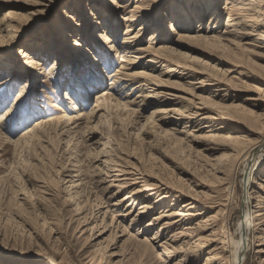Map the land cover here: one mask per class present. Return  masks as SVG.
<instances>
[{
  "label": "rangeland",
  "instance_id": "obj_1",
  "mask_svg": "<svg viewBox=\"0 0 264 264\" xmlns=\"http://www.w3.org/2000/svg\"><path fill=\"white\" fill-rule=\"evenodd\" d=\"M85 1L88 3V0ZM176 1L178 3V0H166L161 7L160 18L166 15L164 18L166 26L163 25L165 29L172 20L171 17L168 19L169 10ZM81 2L82 0H0V20L9 8H13V11L22 17L23 23L19 29L11 32L10 37L0 42V60H2L0 62V95L2 91H7L8 94L7 103L0 104V118L2 114H5L0 123V264H52V261L56 264H158L163 258L161 255L163 249L157 244L140 247V250L146 253L143 258L136 256L129 258L127 255L134 242L128 241V236L122 233V230L115 232L114 227L111 226L113 218L120 219L117 217L118 211L129 210L130 200L123 201L126 196L125 191L120 192L119 195H113L114 187H111L109 194L105 193L102 189L110 185L112 177L108 178L104 175L106 170L100 162L89 163L86 159L87 145L90 144L91 149L99 152L106 143L102 140V136L107 134L108 128L98 125L100 118L93 119L89 124L86 119H83L77 124L80 125L79 128H74L75 125L70 124L68 127L69 130L72 128L70 133L59 137L53 136L52 139H48V143H30L31 147L18 144L25 130L34 127L36 121L40 119L47 120L52 117L62 119V125L65 127L69 118L79 115L78 110L74 112V106L70 100L66 99V93H69L70 89L65 85L70 75L78 72L80 68V65L77 68L73 67L71 56L81 52L82 49L79 48L78 51L70 45L64 61L60 59L61 56L57 59L53 53L48 52L52 48L49 37L54 36L56 21L63 14L77 10L75 13H79L80 19L76 23L84 26L85 30L83 31L79 25H74V29L64 25L62 30L71 35L70 38L63 37L64 41L73 42L76 38L82 43L81 35L84 33H89L92 38L91 46L94 54L88 59L85 58L88 61V67L85 65L86 68L80 74H86L94 68V65L98 63L96 59H99L101 55L107 59V66H103L106 68L105 74L101 75L102 86L88 94L86 100L88 102L85 106H78L84 108L82 114L90 113L95 106L96 98L106 89L115 87H110L109 76L111 73H116L120 59L114 50L108 56L106 46L99 42L100 34L104 33L103 27L99 25L103 19H100V15L97 14L91 16L93 5H88V10L85 9L86 15L81 16L82 13L78 11ZM136 2V0L129 2L130 9H134ZM219 4V8H222L224 25L227 17V10L223 9L226 6V0H219ZM127 13L119 11L116 15L118 19L116 21L120 26L118 31L120 43L123 42L126 30L123 17ZM153 20L152 23L155 22ZM69 21L72 24L74 22ZM196 25L195 23L193 29L187 30L196 32L198 29ZM139 27L140 24H136L134 33ZM80 32L82 33L79 34ZM57 33L59 34L58 31ZM151 33L152 31H143L139 38L141 43L138 46L135 45V48L148 47L151 42L149 40ZM165 34H169L168 37L172 41L176 37L168 30ZM110 35L114 39L115 35L113 33ZM86 36L84 34V37ZM58 37L61 38V35ZM251 38L243 42L246 52L204 50L192 46L193 49L186 52L189 54L187 57L172 55L171 60L174 65L163 64L162 71L154 74L158 76L161 83L157 86L150 85L153 87L150 89L161 93L160 97L148 98L149 104L141 107L136 104L131 105L130 108L136 113H131L132 116L126 118V123L121 130L116 129L112 133L114 143L122 146L116 153L120 154L127 164H138V160L140 165L145 163L148 166L159 167L163 174L194 195L198 194L202 197L211 195L214 201H219L221 204L231 199L233 201L231 207L225 208L224 204L219 207L215 205L209 210V214H215L219 209H223L224 214L220 217L222 222L219 221V225H222L224 219L227 220L226 234L228 236L234 234L241 217L237 208L243 198V181L249 166L246 163L251 162L252 154L258 150L264 139V51L255 48L256 51L251 53L248 48L254 49L250 45L254 37ZM176 43L170 45L176 47ZM36 49L42 50L45 54L41 52L42 56H33L35 53L32 52H36ZM20 50L23 51L22 53L30 50L28 54L36 60L43 58V62L46 61L45 68H42V61L38 66L33 64L36 65L34 69L32 65H25L28 58L23 60L17 58L18 61L15 62ZM5 56L8 58L5 59ZM56 59L55 67L51 68L52 61ZM138 64L144 66L146 59H139ZM185 64L194 66V71H189L190 77L176 74V71L182 70L180 66H186ZM141 67H137L138 70ZM232 67L237 73L242 72L245 75L229 74L228 71ZM97 69L100 71L101 68L97 67ZM195 69L204 71V75L197 74ZM12 73H17L22 78L16 79L15 85L12 83L4 85L13 76ZM208 75L221 78L235 77L233 82L238 84L240 89L231 92L225 98L218 97L215 93L216 88L207 81ZM26 80L28 83H25ZM199 81L205 82L201 85ZM121 83L116 88H120L124 95L130 94V101L134 100L140 90L135 88L138 81L131 82L129 86ZM243 87L244 89L241 90ZM22 88L27 89L23 98L19 96ZM149 91L145 94H149ZM172 94L177 98L171 96ZM159 100H165L170 107L185 111L191 109L193 113L198 111L199 117H193V122L191 121L187 126L180 124L175 127L172 123L156 121L152 118V114L162 106L156 102ZM121 101L124 103L127 100ZM193 105H197L199 109H194ZM234 105L237 109L232 108ZM11 106H15L16 110L13 113H5ZM38 106L42 107L37 108ZM34 107L37 111L36 116L25 120V114ZM124 115H128V112ZM203 116H210L211 119L207 122L202 120ZM103 118L107 121L110 119L106 115ZM211 130L214 132H210ZM211 134H216V138L209 137ZM90 138L91 142L86 145L82 143V140ZM116 144H113V147H117ZM125 154H134L137 160ZM215 169L223 170L227 178H223L222 173L217 174ZM217 176L225 180L213 181ZM263 182L264 172H259L253 195L261 196V199H264V190L260 188ZM201 183H206V188L200 185ZM142 184L143 182L141 185H133L132 188L142 189ZM120 200L122 203L119 207L113 206ZM140 206L137 205L135 211H138L137 208ZM160 210L146 217L137 228H132L130 221L124 224L132 235L139 232L137 235L139 240L145 238L149 240L156 228L149 231H144V228L153 216L160 214ZM104 214H106L105 219ZM256 233L252 234L251 251L243 264H264L262 261L264 257L258 253V249L261 248L258 245L262 239L257 237L262 236L259 232L258 235ZM171 235L172 233H169L167 238ZM207 235H210V232L205 234ZM221 236H223L222 232ZM138 239L134 238V241ZM206 252L199 257L191 256L193 258L191 263L188 260L185 264H204ZM111 254H116V257H112ZM180 255L175 259L180 260L183 254Z\"/></svg>",
  "mask_w": 264,
  "mask_h": 264
},
{
  "label": "bare ground",
  "instance_id": "obj_2",
  "mask_svg": "<svg viewBox=\"0 0 264 264\" xmlns=\"http://www.w3.org/2000/svg\"><path fill=\"white\" fill-rule=\"evenodd\" d=\"M130 1L131 0H88L87 3L85 0H82L78 6V11L82 13L81 16H85V11L88 10V5H93L92 12L89 10L91 16L97 14L100 15V19H103L101 21L102 23L99 25L103 27L102 29H104V33L100 34L99 42L106 46L108 56L114 50L116 56L120 59L116 73H111L109 76L111 80V83L109 84L110 87H115L112 89H106L102 95H99L96 98L95 106L90 113L86 115L82 114L84 110L82 107L88 102H86L88 94H91V91H96V89L102 86L103 79L101 78V75L105 74L106 68L103 66H107V59L101 55L99 59H96V62L98 63L94 65V68L89 66L91 69L86 72V74L81 75L80 73H83L84 69L88 67V61L86 60L89 56H93L94 54L91 46L92 38H90L89 33H84L87 35L86 37H84V34L81 35L83 36L82 43L84 45L81 42H78V39L76 40V38L73 42L69 40L64 41L63 37H71L66 31L62 30L65 26L74 29V25H79L83 31L85 30L84 26L76 23L77 20L80 19L78 15L79 13H75L77 10L73 11V13L67 12L63 14L62 17H58V20L56 21L57 27L53 30L54 36L52 38L49 37V40H51L50 42H52V48H50L48 52L51 54L53 53L55 58L61 56L60 59L64 61V58L67 55L66 53L69 52L68 48L70 45L75 47L78 51L80 50L79 48L82 49L81 52H76L71 56L74 64L73 67L77 68V66L80 65V68H78V72H75L74 74L72 73V76L70 75L68 80L66 79L67 81L65 85L70 89V92L66 93V99L70 100L74 106V112L78 110L79 115L78 117L73 116L69 118L68 124L65 127L62 125V119L58 120L55 117L47 120L40 119L36 121L34 127H29L25 130V133L21 136L22 138L18 141V144L25 147H31L30 143H48V139H52L53 136L59 137L65 135V133H70V130L72 129H68L70 124L75 125L74 128H79L80 125L78 126L77 124L80 121L82 122L83 119H86L87 124H89L93 119L100 118L98 125L108 128L107 134L102 136V140H105L106 143L99 152H96L95 149H91L89 147L90 144L87 145L88 154L86 155V159L89 163L100 162L106 170L104 175L108 178L112 177L113 180H110V185L103 187L102 189L105 193L109 194L111 187H114L115 192L113 195H119L120 192L125 191L126 196L123 201L130 200V203L128 204L129 210L127 212L121 210L118 211L119 214H117V217H120V219L113 218L111 223L115 232L122 230V233H125V235L128 236L127 240L134 242L132 249L127 255L129 258L133 256L143 258L146 256V253L142 252L140 247H150L153 246V244H157L158 247L163 249V253L161 254L163 255V258L158 264H185L188 260L190 261L189 263H191V259H193L191 256L193 257V255H195L196 257H199L200 254H204L206 251H208V253L206 252L207 257L204 264H243L247 255L251 251L250 246L252 234L256 232H259L260 236H262L257 237L262 239V243L260 241V244L258 245L261 247L258 249V253L264 257V229H260L261 227H264V199H261V196L256 197L253 195L256 178L259 175V172H264V139H262L258 150L254 151L252 154L251 162L246 163V165L249 166L247 167V174L243 181V198L237 208L238 211H240L241 217L234 234L228 236L226 234L228 229L227 220L224 219L222 225H219V221L222 222L220 217L224 214L222 211L223 209H219L215 214H209V210L215 207V205L219 207V205L223 204V207L229 208L233 203L231 199H227L225 203L221 204L219 201H214V197L211 195H205L203 197L198 194L194 195L191 191L185 189L167 175L163 174L159 167L148 166L145 163L140 165L141 163L133 156L134 154L125 155L132 159L135 158L140 166L136 163L127 164L126 161L122 160L120 154L116 153V151L120 150L122 146L114 143L115 139L112 138L113 130H121V127L126 123V118H130L132 116L131 113H136V111L130 108L131 105L136 104L138 107H141L142 105L149 104L148 98L160 97L161 93H157V91H153V89L150 88L161 83L158 76H154V74L162 71L163 64L170 66L174 65L171 60L172 55L187 57L189 54H186V52H190L193 49L192 46L204 50L246 52V48L243 47V42L250 40L249 38L251 37H254L253 39L251 38L252 43H250L254 49H249V47L248 50L251 53L256 51L255 48L264 51V31H261L264 29V0H226V6L223 8L224 10H227L226 23L224 25L222 19L223 14L221 12L222 8H219V0H178V3L176 1L172 4L169 10L170 15L168 16V19L171 17L172 20L167 27L168 29L166 28L172 35H176L174 38L175 41L173 40L174 42H177L175 45L176 47L170 45L174 44V42L168 37L169 34H165L167 33V30L163 25H165L164 18L166 15L160 18L162 13L161 7L166 0H136L137 4L134 6V9H130ZM69 8L71 9L70 5ZM139 9H141V11ZM119 11L128 12L127 15L123 17V21L126 24V30L124 32L123 42L121 43L118 41V31L120 26L119 22L116 21L118 20L116 15ZM21 18L22 17L18 16V14L13 11V8H9L4 14V17L0 20V42L10 37L11 32L13 33L21 27L23 24ZM69 20L74 21L76 24L74 22L72 24ZM89 20L90 19H88V21ZM152 20L155 22L152 23ZM195 23L198 25H196L198 28L196 32H190L187 30L193 29ZM136 24H140V27L137 32L134 33ZM143 31H152L149 36L151 42L146 48H135V45L138 46V44L141 43L139 38ZM111 33L115 35L114 39L113 36L111 37ZM58 35H61V38H59ZM115 44L118 47H116ZM241 47L243 48L242 50ZM20 51L21 52H18L15 62L18 61L17 58L19 60L28 58V61L25 62L26 64L23 63L25 65L28 64L29 66L32 65L33 69L36 68V65L33 64H37L38 66L41 64V61L43 62V58L41 60L37 58V61L35 57L28 54L30 50L25 53H22V50ZM41 52L43 53L42 50L37 51L36 49V52L32 53H35L33 56H42ZM4 58L6 59L8 56H5ZM85 58L87 59L85 60ZM57 59L52 61L51 68L55 67L54 65ZM139 59H146V64H144V66L138 64ZM0 62H2V60H0ZM45 63L46 61L43 62L42 68H45ZM96 66L101 68L100 71ZM137 67H141L140 70H138ZM180 67L182 70L176 71L177 75L190 77L191 72L189 71H194L193 65ZM195 71L197 74L204 75L203 73H205L204 71L196 69ZM72 72L74 71L72 70ZM228 73L237 74L239 76L245 75L242 72L237 73L233 67ZM12 75L13 76L10 77L4 85L7 86L9 83L14 84L16 79L22 78L17 73H12ZM206 78H208L207 81L209 84L216 88L217 91H215V93L218 97L222 96L225 98L231 94V92L240 89V86L233 82V79H236L235 77L230 78L229 76H226L221 78L208 75ZM135 80L138 81L135 88L140 90H138V96L130 101V94L124 95L122 90L116 88V86L122 81L124 82L121 84L124 83L126 86H129L131 82ZM204 82L205 81H199V84L203 85ZM25 83H28L27 80ZM10 86L12 87V85ZM23 88L19 93L21 98L25 97L27 91V89ZM243 89L244 87L241 90ZM82 91H84V93H82ZM148 91L149 94H145ZM2 92V95H0L1 105L7 103L6 97L8 95L7 91ZM151 92L153 94H151ZM3 95L5 96L3 97ZM171 96L177 98L176 95L172 94ZM122 99L127 101L123 103L121 101ZM156 102L162 105L152 114V118H155L156 121H163L166 124L172 123L175 127L180 124H185L187 126V124L191 123L193 117H199L198 111L193 113L190 109L189 111L186 110L187 113H185V110L167 106L168 102L165 100H159ZM79 105L82 107L79 108ZM41 107L42 106H38L37 108ZM192 107H194V109H199L197 108V105H193ZM15 108V106H11L5 113H13V111L16 110ZM232 108L237 109V106L234 105ZM35 109L36 107L28 110L25 114V120H29L28 118L36 116L37 111H35ZM127 112L128 115H124ZM105 115L110 117L108 121L104 118L102 119ZM4 117L5 114H2L0 123L3 121ZM210 119V116L202 117V120L207 121ZM210 132H214V130H211ZM216 136V134H211L209 137L216 138ZM82 141V143H85L86 145L92 140L90 138L89 140ZM113 144H116L117 147H113ZM102 158L104 160H102ZM215 172L217 174L222 173L223 178H227V174H225L223 170L215 169ZM223 178L217 176L213 181L222 182L225 180H223ZM147 180L152 183H149ZM142 182V189L132 188L133 185H141ZM200 185L205 186L206 183H201ZM260 188L264 190V182L260 185ZM121 203L122 201L120 200L114 203L113 206L119 207ZM209 204H211V206H209ZM137 205L141 206L137 208L138 211H135ZM158 209H161L159 212L160 214L153 217L151 216V221H149L144 228V231L156 228L154 235L149 240L147 238L139 240L137 238L139 232H136V235H132L128 227L124 224L125 222L130 221L132 228H137L146 217L153 214ZM105 215L106 214H104V219ZM104 219L102 220V223L104 222ZM209 232L210 235L205 236V234ZM221 232L223 233V236H221ZM169 233H172V235L170 238H167ZM134 238L138 240L134 241ZM180 254H183V257L180 260H176L175 257ZM111 255L113 257L116 254ZM262 261L264 262V258ZM52 264H56V262L52 261Z\"/></svg>",
  "mask_w": 264,
  "mask_h": 264
}]
</instances>
